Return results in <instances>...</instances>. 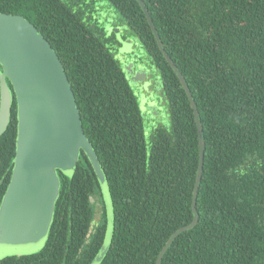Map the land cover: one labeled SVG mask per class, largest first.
Wrapping results in <instances>:
<instances>
[{
  "label": "trees",
  "instance_id": "trees-1",
  "mask_svg": "<svg viewBox=\"0 0 264 264\" xmlns=\"http://www.w3.org/2000/svg\"><path fill=\"white\" fill-rule=\"evenodd\" d=\"M72 1L0 0V13L33 24L64 67L113 206L112 238L100 264H155L170 235L192 220L198 166L192 110L136 0H104L126 33L138 38L165 99L168 122L152 129L147 146L138 97ZM142 1L188 85L204 141L198 222L174 239L160 264H264V0ZM16 125L13 99L0 137V203L12 172ZM58 176L44 247L0 264L94 259L106 233L105 212L91 228L89 198L98 195L102 202L97 178L83 152L71 177Z\"/></svg>",
  "mask_w": 264,
  "mask_h": 264
},
{
  "label": "water",
  "instance_id": "water-1",
  "mask_svg": "<svg viewBox=\"0 0 264 264\" xmlns=\"http://www.w3.org/2000/svg\"><path fill=\"white\" fill-rule=\"evenodd\" d=\"M136 2L160 52L185 92L198 137L192 220L167 239L156 259L155 264H160L174 239L198 222L196 198L204 161L203 129L184 77L164 50L144 2ZM128 43L127 40L124 45ZM0 67V137L8 127L13 99L17 120L12 172L0 203V259L34 254L44 247L59 195L58 172L71 177L83 152L97 178L106 208V233L90 263L100 264L112 238L113 206L106 176L83 132L74 94L60 59L49 42L23 16L0 13ZM124 71L130 86L144 78L139 71L132 75V64L126 65Z\"/></svg>",
  "mask_w": 264,
  "mask_h": 264
},
{
  "label": "flooded vegetation",
  "instance_id": "flooded-vegetation-1",
  "mask_svg": "<svg viewBox=\"0 0 264 264\" xmlns=\"http://www.w3.org/2000/svg\"><path fill=\"white\" fill-rule=\"evenodd\" d=\"M72 3L81 9V22L85 23L87 20L89 21V27L93 31V35L99 38L100 45L108 49L117 60L125 78L124 67L129 64H132V75L137 71L144 74L143 80L134 85L132 87L134 90H132L134 92L136 91L138 98H140V100H138L139 108L141 106L144 108V115L147 117L148 123L155 124L153 127L161 125L162 112L159 111L158 108L163 107L165 99L157 86L156 73L152 70V64L138 44V38L135 35L129 36L128 33H126L123 25L119 22V17L114 14L110 7L105 5L104 0H73ZM95 30L99 33H95ZM127 40L130 41V44H127L128 48L125 50L124 43ZM121 57L123 60H121ZM126 80L128 81L127 78ZM152 96H156L158 100L154 101L151 99ZM153 105L154 107L152 109ZM152 111L155 113L154 117L152 116ZM166 111L167 110L164 112L167 116ZM89 199L91 205L94 206L95 213L97 208L100 213L98 220H95V214L93 216L92 222L94 225L91 226V228L94 229L103 222L102 213L105 212L106 214V208L103 196L102 202L98 195L90 196Z\"/></svg>",
  "mask_w": 264,
  "mask_h": 264
},
{
  "label": "rangeland",
  "instance_id": "rangeland-1",
  "mask_svg": "<svg viewBox=\"0 0 264 264\" xmlns=\"http://www.w3.org/2000/svg\"><path fill=\"white\" fill-rule=\"evenodd\" d=\"M127 48H128V45H124V49L126 50ZM133 86H134V85H132V87H133ZM132 89H133V88H132ZM133 90H134V89H133ZM135 95L137 96L136 91H135ZM137 97H138V96H137ZM142 98H143V97H142ZM151 99H153L154 101H157V100H158V98H157L156 96H152ZM138 100H140V98H138ZM152 107H154V105H153ZM139 109H140V111H141V115H142V118H143V125H144V130H145V142H146V144H147V146H148V145H149V141H150V133H151L152 129L154 128L153 126H154L155 124L148 123V121H147V117H145V115H144V110L142 109V106H141ZM158 110L162 112V114H161V117H162V119H161V123H162L163 125H166L167 122H168V119H167L166 113L164 112V111L166 110V104L164 103V104H163V107H162V108H158ZM148 149H149V147H148ZM99 215H100V213H99V210H98V208H97V209H96V213H95V220H98V219H99ZM93 225H94V224H93Z\"/></svg>",
  "mask_w": 264,
  "mask_h": 264
}]
</instances>
